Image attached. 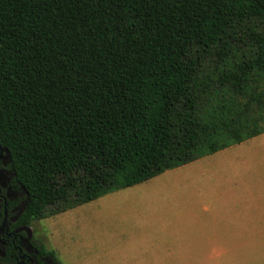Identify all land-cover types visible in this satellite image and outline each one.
Returning a JSON list of instances; mask_svg holds the SVG:
<instances>
[{
  "label": "trees",
  "instance_id": "obj_1",
  "mask_svg": "<svg viewBox=\"0 0 264 264\" xmlns=\"http://www.w3.org/2000/svg\"><path fill=\"white\" fill-rule=\"evenodd\" d=\"M264 132V0H0V141L54 215Z\"/></svg>",
  "mask_w": 264,
  "mask_h": 264
},
{
  "label": "rangeland",
  "instance_id": "obj_2",
  "mask_svg": "<svg viewBox=\"0 0 264 264\" xmlns=\"http://www.w3.org/2000/svg\"><path fill=\"white\" fill-rule=\"evenodd\" d=\"M246 141L35 226L59 264H264V132ZM217 156L250 159L258 185Z\"/></svg>",
  "mask_w": 264,
  "mask_h": 264
},
{
  "label": "flooded vegetation",
  "instance_id": "obj_3",
  "mask_svg": "<svg viewBox=\"0 0 264 264\" xmlns=\"http://www.w3.org/2000/svg\"><path fill=\"white\" fill-rule=\"evenodd\" d=\"M29 195L16 179L8 149L0 141V264H59L47 234L27 215Z\"/></svg>",
  "mask_w": 264,
  "mask_h": 264
},
{
  "label": "crops",
  "instance_id": "obj_4",
  "mask_svg": "<svg viewBox=\"0 0 264 264\" xmlns=\"http://www.w3.org/2000/svg\"><path fill=\"white\" fill-rule=\"evenodd\" d=\"M252 143L249 142V141H246V140H243V141H240V142H237L231 146H228V147H225L221 150H218L217 153H220V152H223V151H226L228 149H231L233 148L234 146H241V145H251ZM206 157L205 156H202V157H199V158H196L195 160L193 161H202L204 160ZM191 161V162H193ZM216 161H217V164L218 163H224L225 166L227 165H232L233 167L232 168H235L237 165L239 166L236 170L238 171L239 173V176L241 175H248L249 178L247 180H249V184H248V188L251 190L253 187H256V185H258V183L252 179L253 177V173H257L258 171H262L260 168H257V166H254L252 163H250V159H246V158H239L238 162L239 163H235L236 160L235 159H224V158H221L219 156L216 157ZM190 163V162H188ZM186 163V164H188ZM185 165V164H183ZM182 166V165H181ZM179 167V166H178ZM177 168V167H175ZM174 169V168H172ZM170 170V169H169ZM163 173V172H162ZM252 179V181H251ZM260 182H262L261 179H259ZM264 186V181L262 183H260ZM262 202L264 203V194L262 195Z\"/></svg>",
  "mask_w": 264,
  "mask_h": 264
}]
</instances>
